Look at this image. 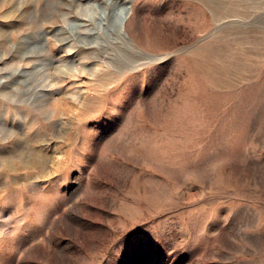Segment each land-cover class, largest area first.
<instances>
[{
	"label": "rangeland",
	"instance_id": "374dc122",
	"mask_svg": "<svg viewBox=\"0 0 264 264\" xmlns=\"http://www.w3.org/2000/svg\"><path fill=\"white\" fill-rule=\"evenodd\" d=\"M0 264H264V0H0Z\"/></svg>",
	"mask_w": 264,
	"mask_h": 264
},
{
	"label": "bare ground",
	"instance_id": "6f19581e",
	"mask_svg": "<svg viewBox=\"0 0 264 264\" xmlns=\"http://www.w3.org/2000/svg\"><path fill=\"white\" fill-rule=\"evenodd\" d=\"M126 20V16L124 17V21Z\"/></svg>",
	"mask_w": 264,
	"mask_h": 264
}]
</instances>
